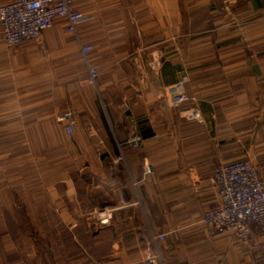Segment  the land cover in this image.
<instances>
[{"label": "crops", "instance_id": "crops-1", "mask_svg": "<svg viewBox=\"0 0 264 264\" xmlns=\"http://www.w3.org/2000/svg\"><path fill=\"white\" fill-rule=\"evenodd\" d=\"M71 3L89 18L74 35L57 21L13 49L0 38V264H141L151 234L164 263L264 264V235L248 249L200 221L218 201L216 163L250 158L264 179V0ZM157 47L170 53L151 72ZM184 77L201 123L165 108ZM66 101L79 117L70 140L55 121Z\"/></svg>", "mask_w": 264, "mask_h": 264}, {"label": "built area", "instance_id": "built-area-1", "mask_svg": "<svg viewBox=\"0 0 264 264\" xmlns=\"http://www.w3.org/2000/svg\"><path fill=\"white\" fill-rule=\"evenodd\" d=\"M88 20L80 9L72 5L71 0H12L0 4V38L5 49H13L23 42L36 41L41 31L49 29L57 21L62 22L66 33L74 35L76 28ZM187 43L188 37H183L182 48ZM88 52V46L79 45V59L87 71L85 83L92 87L97 70L89 65L86 59ZM169 53L162 47L147 51L144 60L148 69L151 72L156 71ZM186 80L184 77L164 89L165 108L182 112L179 115L183 118L201 123L200 114L194 106L196 98L186 93ZM55 121L61 124L64 139L70 140L79 124L78 114L71 102H64ZM137 142V137L132 138L130 147L135 148ZM119 159L115 158L114 161ZM152 173L149 162L142 160L139 180H149ZM211 184L218 195V201L203 212L201 223L217 233L233 236L236 242L245 248H252L254 235H264V179L260 171L250 158L227 164L216 163L212 170ZM130 186L133 189L135 182H131ZM3 192L4 188H0V194ZM118 201L120 205L125 204L120 196ZM36 212L49 217L54 224L58 223L57 208L40 204L36 206ZM101 215L99 216L103 217V220H100L102 223L110 219L111 210L107 212L104 209ZM162 240V234L149 235L153 251L144 254L141 264H190L186 259L164 263L156 249V244ZM258 246L259 259L264 263V241L258 243Z\"/></svg>", "mask_w": 264, "mask_h": 264}, {"label": "rangeland", "instance_id": "rangeland-1", "mask_svg": "<svg viewBox=\"0 0 264 264\" xmlns=\"http://www.w3.org/2000/svg\"><path fill=\"white\" fill-rule=\"evenodd\" d=\"M93 214V213H92ZM18 231L20 232V234H22L23 231V228H18ZM38 247V246H37Z\"/></svg>", "mask_w": 264, "mask_h": 264}, {"label": "bare ground", "instance_id": "bare-ground-1", "mask_svg": "<svg viewBox=\"0 0 264 264\" xmlns=\"http://www.w3.org/2000/svg\"><path fill=\"white\" fill-rule=\"evenodd\" d=\"M102 213H103V211H100V213H99V214L101 215Z\"/></svg>", "mask_w": 264, "mask_h": 264}]
</instances>
